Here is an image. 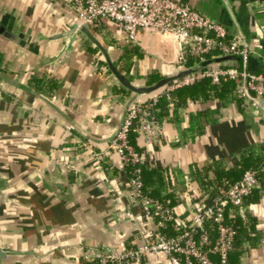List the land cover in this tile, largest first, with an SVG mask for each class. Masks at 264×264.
<instances>
[{
  "label": "crops",
  "instance_id": "obj_1",
  "mask_svg": "<svg viewBox=\"0 0 264 264\" xmlns=\"http://www.w3.org/2000/svg\"><path fill=\"white\" fill-rule=\"evenodd\" d=\"M179 1L234 22L250 46L249 70L264 73V0ZM0 17L34 44L24 48L0 36V248L6 252L0 264H77L83 245L123 250L150 241L155 223L129 196L119 155L110 151L100 163L85 145L107 148L132 92L86 34L75 33L70 52L67 36L41 41L81 24L65 3L0 0ZM90 31L118 69L132 55L123 71L136 86L149 85L152 72L156 82L185 66L172 33L143 30L132 50L126 32L110 19ZM185 101L176 115L161 121L156 142L138 136L136 143L144 151L147 175L170 194L177 213L189 217L203 194L197 176H215L218 163L225 170L238 165L245 148L264 145V125L257 108L234 92ZM57 161L73 166L61 170L62 178ZM237 217L253 225L230 254V264H264V191L257 201L245 202ZM145 264L170 262L163 252H150Z\"/></svg>",
  "mask_w": 264,
  "mask_h": 264
},
{
  "label": "built area",
  "instance_id": "obj_2",
  "mask_svg": "<svg viewBox=\"0 0 264 264\" xmlns=\"http://www.w3.org/2000/svg\"><path fill=\"white\" fill-rule=\"evenodd\" d=\"M76 11L81 23L96 26L104 18L123 29L130 41H136L143 30L172 33L182 48L184 62L223 54L241 56L240 67L215 65L194 71L153 92L147 99H137L129 107L124 124L107 148L85 141L90 155L104 163L110 151L116 152L122 167L132 168L129 196L138 202L155 226L150 241L123 250L113 246L87 244L82 246L77 264H145L150 252H163L170 264H230L237 228L233 221L242 213L244 200L259 186L255 169H247L242 177L220 194L200 199L189 217L177 213L159 198L145 193L142 165L144 151L139 152L129 141L135 125L139 137L147 144L156 142L161 122L157 118V103L163 95L204 79L213 84L236 81V93L255 108L264 109V73L249 70L250 46L242 33L231 34L223 24L179 0H58ZM73 166L57 161L55 168Z\"/></svg>",
  "mask_w": 264,
  "mask_h": 264
},
{
  "label": "trees",
  "instance_id": "obj_3",
  "mask_svg": "<svg viewBox=\"0 0 264 264\" xmlns=\"http://www.w3.org/2000/svg\"><path fill=\"white\" fill-rule=\"evenodd\" d=\"M132 42V50L135 49L134 42ZM94 50L99 51L98 47H94ZM125 62L127 64V67H129L132 64V55H126L124 59V63L120 62L117 65L119 66V70L122 74H124L126 77H128L131 80V77L129 75V71H123L124 68L126 69ZM192 62L189 60L186 62H183V67H187ZM212 66V65H211ZM154 73L148 74L147 77V83L150 85L152 84L155 79L152 77ZM42 79H36V83H40ZM162 88L158 89L161 90ZM157 90V91H158ZM235 93L236 97L239 99H242L237 93H236V81L231 80H224L220 84H213L209 79H204L202 81H199L193 85L185 86L182 88H178L170 93V97L163 95L160 97L158 103H157V109L156 112L157 118L160 120V122L170 117L171 113H174V115L177 114L178 108L185 103V98L191 96L194 99H208L212 94L213 95H219L222 93L223 97L226 98L231 93ZM153 93V92H152ZM150 93V94H152ZM173 105V111H170V107ZM135 127V125H134ZM132 128V130L129 132V141L134 146L136 150L139 152H143V149H140V147L137 146V138L138 134L135 128ZM259 148H245L242 151L241 160L238 165L225 170L224 167L221 166V164H216L215 167V176H210V173L206 175H198L197 177H200L201 185L203 187V194L200 199L207 200L208 197L214 196L216 194H220L223 191L227 190L231 184H233L236 180L240 179L247 169H255L259 176V186L255 188L252 194H250L245 200L244 203L249 201H257L260 196V192L262 193L264 191V155L261 156L259 154V151H264V145H259ZM128 176L132 174L133 169L132 168H126ZM142 172H143V179H144V190L145 193L149 196H152L154 198H159L163 200L166 204L172 206V199L170 194L165 193L163 190L159 188L155 183L154 180H151L149 175H147V170L145 169V166L142 165ZM199 199V200H200ZM249 220L252 221L251 217H249ZM234 225L237 228V236H236V242L234 245V250L241 245L242 241L247 240V235L250 233V227L253 225V221L250 224L247 222L246 224L242 221L240 217H237L233 221ZM242 238V240L239 238ZM241 241V242H240ZM244 243V242H243ZM233 250V251H234ZM232 251V252H233ZM231 252V253H232Z\"/></svg>",
  "mask_w": 264,
  "mask_h": 264
},
{
  "label": "water",
  "instance_id": "obj_4",
  "mask_svg": "<svg viewBox=\"0 0 264 264\" xmlns=\"http://www.w3.org/2000/svg\"><path fill=\"white\" fill-rule=\"evenodd\" d=\"M196 9L199 10L200 12H202L207 17L214 20L215 22L223 24L227 29H229L231 34L237 33L238 30H237L234 22H226L224 20L215 19V18L209 16L208 14L204 13L202 10H200L198 8H196ZM77 32H82V33L86 34L88 36V38L90 40H92L97 45L98 48H100L101 52L103 53V55L105 57V60L108 64L110 71L117 77L119 82L124 87H126L130 92H132V97L125 104V112H124L123 117L121 118L120 124H119L116 132L112 136H110L109 138L106 139L107 142L112 141L115 138V136L118 134V132L121 130V127L124 124L126 114H127V111L129 109L130 105L135 100L139 99V97L142 94H150L152 92H155L158 89L164 88L167 84L172 83L173 81H176L181 77L189 75L190 73H192L194 71H199V70L208 68L211 65L212 66L229 65V66H235V67H240L242 65V58L239 55H236V54L217 55V56H212V57L200 60L199 62L194 63L193 65H191L189 67H183L176 74L160 78L158 81L154 82L153 84L136 86L130 81V79L128 77H126L124 74H122L119 71L116 64L111 60L106 48L91 33L90 26L86 23L74 25L69 31H67L65 33H62V34H59L56 36H51L48 38H44L41 41L47 42L50 39H54V38L61 37V36H67V37H69L68 48H67L68 50L67 51L70 52L71 51L70 49L72 48L73 41L75 39V33H77ZM0 36L4 37L10 41L15 42L17 45L24 47V48H32V46L34 45L32 42L25 39L24 33L16 32L12 28V26L7 24V22L2 17H0ZM38 41H40V40L38 39ZM260 68L264 70V61L261 62ZM261 101L264 105V99H262ZM255 110H256L257 114L263 116L260 123L262 125H264V109L259 108V109H255ZM61 170H62L61 168L57 167L55 171L57 172L56 174L62 178ZM2 182H3V180L0 178V187L2 185ZM59 186H61V183L59 184ZM0 191H1V189H0ZM5 254H6L5 250L3 248H0V259H2L5 256Z\"/></svg>",
  "mask_w": 264,
  "mask_h": 264
},
{
  "label": "rangeland",
  "instance_id": "obj_5",
  "mask_svg": "<svg viewBox=\"0 0 264 264\" xmlns=\"http://www.w3.org/2000/svg\"><path fill=\"white\" fill-rule=\"evenodd\" d=\"M139 38V37H138Z\"/></svg>",
  "mask_w": 264,
  "mask_h": 264
}]
</instances>
